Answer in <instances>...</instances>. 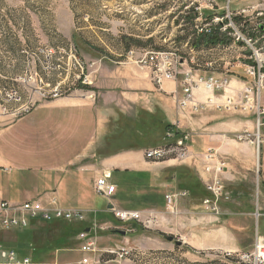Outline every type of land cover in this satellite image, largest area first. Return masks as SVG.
I'll return each instance as SVG.
<instances>
[{
  "label": "rangeland",
  "instance_id": "374dc122",
  "mask_svg": "<svg viewBox=\"0 0 264 264\" xmlns=\"http://www.w3.org/2000/svg\"><path fill=\"white\" fill-rule=\"evenodd\" d=\"M191 7H195L198 13L195 25H187L188 30L184 29L178 33L185 24L175 25L176 16L172 15L179 9L181 14H187ZM215 26H220L221 32L227 33V37L230 38L228 44L199 49L192 47L191 31L196 30L199 34ZM178 34L185 36V39L177 40ZM131 37L140 40L144 45L135 44L129 40ZM127 43L130 46H126ZM145 55L148 58H144ZM150 56L154 57L152 62ZM180 58L181 63L175 72V78H164L158 83L155 78L157 70L159 68L162 71L167 70L164 66L166 62L175 63ZM185 60L190 61L192 67L182 70L181 65ZM146 61L148 64H145ZM122 63H132L143 70H149L152 79L159 85L166 80H177L179 75H182L183 96L177 100L178 106L196 105L195 110L204 109L207 104L195 101L193 90L198 88L197 86L191 91L192 98L186 105L181 104L188 97L185 81L188 77L187 71L191 70L195 78L198 76L217 78L223 83L221 88L213 90L217 92L226 93L229 79L233 77L249 82L245 88H250L249 99L253 108H246L244 104L242 106L246 94L244 89L237 99L231 96L234 98L232 105H227L226 102L215 103V106L225 111H238L237 117H240L238 114L248 113L246 115L252 119L251 130L239 131L236 138L253 146L255 150L253 165L238 166L233 172L235 176H230L225 168L221 172L216 170L219 163L224 164V157L217 158L219 162L215 167L205 164V171L212 175L205 181L207 193L201 199L200 209L214 214L220 218V224L226 227V230L240 235L242 244L239 250L242 251L239 252L247 251V243L251 244V249L248 250L252 251L260 235L259 219L264 204L262 171L264 126L258 127L257 121L258 107L264 108V0H0V131L11 122L30 113L43 100L73 97L96 99L98 94L93 87L95 74L99 72L101 66L113 67ZM197 71L200 73H195ZM135 121L140 122V119L124 116L119 121V124L124 126L121 138L115 139L118 135L114 132L112 135L109 134L112 141L105 143L103 148L112 152L117 149V145L134 144L136 136H133L134 132L130 127L135 126L133 124ZM246 132H249L248 138L239 139V135ZM24 135L22 131L15 133L17 139ZM190 138L189 133H181L179 128L172 126L167 130L162 143L153 148L179 144L183 145L184 154L176 153L162 159L149 160L156 162L171 158L182 160L187 156V143ZM156 141H160V138L158 137ZM208 152L210 158L206 157L207 160L216 158L215 150L211 149ZM124 184L116 193L114 191L115 194L113 193L110 198L94 189L93 199L105 207L114 203L116 205L113 204L114 207L123 206L127 208L123 210L139 211L144 217L147 216L148 212L135 210L138 202L143 200L142 195L129 188L126 181ZM218 185L222 186V190L216 189ZM237 190H240V193ZM50 194L51 191L41 195ZM175 194L178 196L175 200L176 211L170 208L172 214L178 215L180 210L177 200L186 196L188 191L180 190L173 193ZM206 199H210L211 206L216 207V210L204 205ZM113 208L109 210L112 211ZM81 211L83 217L74 218L70 222H84L86 216L84 211ZM112 214L114 215L113 211ZM55 221L60 220L52 222L33 220L25 229L0 227V243H7L6 246L17 249L20 252H18L20 259L28 257L31 264H81L82 258L86 255L91 257L92 264H104L103 256L107 254L104 253L106 250L130 249L119 248L114 244L107 245L102 239L105 232L120 239V235L114 233L115 229L131 232L130 222L124 224L118 220L117 228H104L98 223L89 230L82 228L74 231L68 238H65L64 232L57 227L52 231L40 229L32 239L33 243L23 248L24 251L13 244L19 241L22 232L32 229L37 222H42L45 226ZM218 221L219 219L216 222ZM136 223L141 226L140 228L147 229L152 221L145 226ZM82 232H89V237L94 240V252L89 254L82 252V246L85 244L80 236ZM168 235L180 240V236L173 233H165L164 237ZM48 244L51 247H46ZM184 248L185 246H182V251ZM131 250L132 262L119 257L113 260L119 264H148L140 261V250ZM222 252V249L215 248L205 250L203 264H242L237 257L238 252H227V255L230 253L231 259L222 255L225 251ZM64 253L69 254V260L63 259ZM176 253V263H179L178 248ZM210 253H213V256H206ZM182 258L184 260L182 259L180 264H193L185 257ZM210 258H214L213 261H207Z\"/></svg>",
  "mask_w": 264,
  "mask_h": 264
},
{
  "label": "crops",
  "instance_id": "0c3cea01",
  "mask_svg": "<svg viewBox=\"0 0 264 264\" xmlns=\"http://www.w3.org/2000/svg\"><path fill=\"white\" fill-rule=\"evenodd\" d=\"M188 67H192L191 62L185 60L181 69ZM181 78L179 75L177 80H166L159 85L149 70L132 63L101 66L93 83L98 94L96 99L43 100L30 113L3 128L0 131V196L12 202H22L56 190L61 206L83 210L86 216L81 223L55 221L44 226L37 222L32 229L22 232L19 241L13 244L24 251L40 229L52 231L57 227L68 238L74 231L89 230L98 223L104 228L119 227L109 205L102 206L93 199L97 180L110 172L109 182L116 185L115 193L126 181L128 187L143 198L135 210L148 212L155 219L147 229L140 228L136 222L129 223L131 232L123 230L124 235L115 229L114 233L120 235V239L105 232L102 234L105 244L138 249L141 251L140 261L148 264H180L182 257L193 264H203L205 250L222 249L225 251L222 255L229 259L231 256L227 252L242 251L239 250L242 244L240 235L226 230L220 224V218L200 206L207 193L205 181L212 175L205 171V164L215 167L219 162L217 158L224 157L223 166L230 176H235L233 172L238 166L253 165V146L236 138L239 131L251 130L252 119L246 112L237 117L238 111H225L215 106V103H226L231 96L237 99L249 82L233 77L229 79L226 93L200 85L193 90L194 99L207 105L195 110L192 105L178 106L177 100L183 96ZM124 116L140 119V122L133 123V128L130 127L136 136L135 143L117 145L115 151H106L103 146L112 141L110 135L113 132L118 135L115 139L121 138L124 126L119 121ZM169 124L179 128L181 133L191 135L190 141L186 142L187 156L182 160H149L146 150L162 143ZM17 131L25 135L17 139ZM158 137L160 141H156ZM211 149L216 151V158L207 160ZM262 161L264 177L263 154ZM180 190H187L188 194L177 200L180 213L174 215L166 195ZM165 233L179 235L181 243H172L164 237ZM259 234L264 237V204ZM182 246H185L183 251ZM246 246L247 251H251L248 250L251 244ZM177 248L179 263L175 259ZM206 256H213V253ZM103 257L104 264H119L113 260V254L107 253ZM63 259L69 260V254L64 253Z\"/></svg>",
  "mask_w": 264,
  "mask_h": 264
},
{
  "label": "built area",
  "instance_id": "2783aa9c",
  "mask_svg": "<svg viewBox=\"0 0 264 264\" xmlns=\"http://www.w3.org/2000/svg\"><path fill=\"white\" fill-rule=\"evenodd\" d=\"M133 52V51H132ZM144 58H148L147 55ZM152 62L154 57H149ZM147 60V59H146ZM149 62V61H148ZM181 63V58L176 60L175 63L172 61L166 62L164 66L167 67V70L162 71V69L157 70V74L155 76L156 81L159 83L164 78L172 79L175 78V72L178 68V65ZM145 64H148L147 61ZM192 74V75H191ZM187 79H185L187 83L186 92L188 97H186L181 104L186 105L187 101L190 100L191 91L195 86L199 87L203 85L208 90H217L222 87L223 83L219 82L217 78L211 77H194L191 70L187 71ZM226 83V82H225ZM244 100L242 102L246 106V108H253L252 101L250 98V88L244 89ZM16 97V96H15ZM20 98V97H19ZM251 101V103H250ZM209 102H212L209 99ZM227 105H232L234 103V99L232 97L227 98ZM247 105H249L247 107ZM196 105H194L195 107ZM258 127L264 126V108L261 109V106L258 107ZM249 136V132L239 135V139L244 140ZM259 138V137H258ZM260 140V138H259ZM183 146V145H182ZM179 144L173 145L169 144L164 147L151 148L146 151V157L148 159H162L166 156L172 154H184L183 147ZM207 157L210 158V153L207 154ZM222 163L216 166L217 171H222L224 166ZM210 170V169H209ZM110 172H106L100 177L97 182L95 189L98 193L110 198L114 191L115 185L110 183L108 179L110 178ZM217 182V180H216ZM217 190H222V186L218 185L216 187ZM177 195L167 194L166 199L169 204V207L172 208V211H176L175 200L177 199ZM210 199L205 200V206L209 207L212 210H216V207L211 206ZM114 212V216L120 223H131V222H139L144 226L149 225L151 221L155 219L152 214H148L147 216H143L139 211L132 210H123L117 207L112 209ZM83 213L81 210L72 209V208H64L60 204V199L56 190H52L51 194L48 196L40 195L37 198L25 200L22 202H12L0 196V227L1 228H18L25 229L31 225L33 220H42L45 222H52L54 220L60 221H72L74 218H82ZM85 244L82 246V252L89 254L95 251L94 240L89 237V232H82L81 235ZM104 253L116 255L115 257H119L121 259L131 260L130 257H133V251L131 249H120V250H106ZM230 256V253H228ZM237 257L241 260L242 264H264V237L258 236V239L254 245V249L252 251L238 252ZM132 262V260H131ZM0 264H31L30 258L26 257L24 259H20L18 255L17 249L11 246H6L5 244L0 243ZM81 264H92L91 257L86 255L82 258ZM134 264V263H131Z\"/></svg>",
  "mask_w": 264,
  "mask_h": 264
},
{
  "label": "trees",
  "instance_id": "16d2710c",
  "mask_svg": "<svg viewBox=\"0 0 264 264\" xmlns=\"http://www.w3.org/2000/svg\"><path fill=\"white\" fill-rule=\"evenodd\" d=\"M165 7V5H164ZM181 9L177 10L175 13L173 14V16H176L175 18V25L177 26H181L182 24H185V26H183L184 28H180L178 30V33H180V31L188 30L189 28H187L189 26H193L195 25V21L197 19V11L195 9V7H191L190 10H188V12H186L187 14H181ZM191 35H192V47L195 49H199V48H209V47H214L216 45H221V44H228V42L230 41V38L227 37V33H223L220 30V26H215L214 28L210 29V30H204L203 32L197 34L196 30L191 31ZM177 40H182L185 39V36H182L180 34L177 35L176 37ZM129 40L135 42V44L137 45H144L143 42H141L140 40H136L133 39L132 37L129 38ZM126 46H130L129 43L126 44ZM172 128V126L169 124L166 126V129L170 130Z\"/></svg>",
  "mask_w": 264,
  "mask_h": 264
},
{
  "label": "water",
  "instance_id": "95a60500",
  "mask_svg": "<svg viewBox=\"0 0 264 264\" xmlns=\"http://www.w3.org/2000/svg\"><path fill=\"white\" fill-rule=\"evenodd\" d=\"M113 207H114L113 204H109V206H108V208H113ZM116 232L117 233H120V234H123V235L126 233L125 231L120 230V229L116 230ZM167 239L170 240V241H176L177 244H180L181 243L180 241L175 240V237L174 236H167Z\"/></svg>",
  "mask_w": 264,
  "mask_h": 264
},
{
  "label": "bare ground",
  "instance_id": "6f19581e",
  "mask_svg": "<svg viewBox=\"0 0 264 264\" xmlns=\"http://www.w3.org/2000/svg\"><path fill=\"white\" fill-rule=\"evenodd\" d=\"M249 42L251 41V39L250 40H248ZM221 163H219V165H220ZM223 164V163H222ZM221 166H223V165H221Z\"/></svg>",
  "mask_w": 264,
  "mask_h": 264
}]
</instances>
